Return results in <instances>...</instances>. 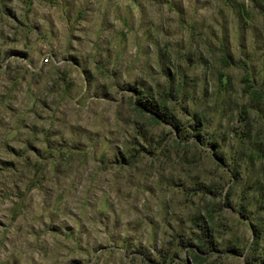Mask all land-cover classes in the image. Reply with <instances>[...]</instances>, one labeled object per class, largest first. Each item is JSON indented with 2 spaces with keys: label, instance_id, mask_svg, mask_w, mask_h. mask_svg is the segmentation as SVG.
Wrapping results in <instances>:
<instances>
[{
  "label": "rangeland",
  "instance_id": "1",
  "mask_svg": "<svg viewBox=\"0 0 264 264\" xmlns=\"http://www.w3.org/2000/svg\"><path fill=\"white\" fill-rule=\"evenodd\" d=\"M0 264H264V0H0Z\"/></svg>",
  "mask_w": 264,
  "mask_h": 264
},
{
  "label": "trees",
  "instance_id": "2",
  "mask_svg": "<svg viewBox=\"0 0 264 264\" xmlns=\"http://www.w3.org/2000/svg\"><path fill=\"white\" fill-rule=\"evenodd\" d=\"M149 112H151L152 114H154L158 119H162L165 118L163 111L161 110V108H159L156 104H151L149 109H147ZM169 120L171 118H168ZM173 121H175L174 119H172ZM172 120H170L172 122ZM170 125L175 128V123L172 122L170 123ZM197 243L198 246L196 248V250H199L198 252H201L202 248H208V241L204 238V235L202 234L201 236L197 237Z\"/></svg>",
  "mask_w": 264,
  "mask_h": 264
}]
</instances>
